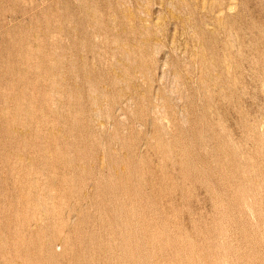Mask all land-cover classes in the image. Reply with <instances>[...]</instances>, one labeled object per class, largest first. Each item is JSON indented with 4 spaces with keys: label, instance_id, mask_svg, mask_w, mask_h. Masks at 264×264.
Here are the masks:
<instances>
[{
    "label": "rangeland",
    "instance_id": "rangeland-1",
    "mask_svg": "<svg viewBox=\"0 0 264 264\" xmlns=\"http://www.w3.org/2000/svg\"><path fill=\"white\" fill-rule=\"evenodd\" d=\"M0 264H264V0H0Z\"/></svg>",
    "mask_w": 264,
    "mask_h": 264
}]
</instances>
